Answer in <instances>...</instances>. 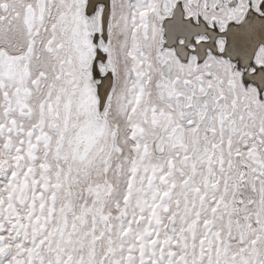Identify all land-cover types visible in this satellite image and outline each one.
Masks as SVG:
<instances>
[{
	"label": "snow or ice",
	"instance_id": "1",
	"mask_svg": "<svg viewBox=\"0 0 264 264\" xmlns=\"http://www.w3.org/2000/svg\"><path fill=\"white\" fill-rule=\"evenodd\" d=\"M0 264H264V0H0Z\"/></svg>",
	"mask_w": 264,
	"mask_h": 264
},
{
	"label": "bare ground",
	"instance_id": "2",
	"mask_svg": "<svg viewBox=\"0 0 264 264\" xmlns=\"http://www.w3.org/2000/svg\"><path fill=\"white\" fill-rule=\"evenodd\" d=\"M98 2H101V1L89 0V4H90L91 6H95ZM102 2L107 3L106 0H102ZM108 2H109V1H108ZM89 14H91V13H89Z\"/></svg>",
	"mask_w": 264,
	"mask_h": 264
},
{
	"label": "rangeland",
	"instance_id": "3",
	"mask_svg": "<svg viewBox=\"0 0 264 264\" xmlns=\"http://www.w3.org/2000/svg\"><path fill=\"white\" fill-rule=\"evenodd\" d=\"M109 2L107 3V4H109L110 5V3H111V0H108Z\"/></svg>",
	"mask_w": 264,
	"mask_h": 264
}]
</instances>
